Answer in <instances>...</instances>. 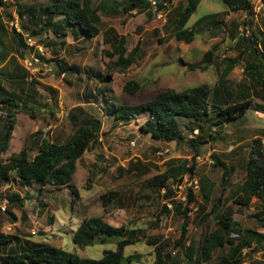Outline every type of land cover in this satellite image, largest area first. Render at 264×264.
Listing matches in <instances>:
<instances>
[{"label": "rangeland", "instance_id": "obj_1", "mask_svg": "<svg viewBox=\"0 0 264 264\" xmlns=\"http://www.w3.org/2000/svg\"><path fill=\"white\" fill-rule=\"evenodd\" d=\"M47 1L20 2L24 7L34 8L33 22L31 16L25 12L18 17L14 0H5L4 7L0 8V21L4 23L5 28V33L0 40V59H3L0 62V71L7 72L11 69L13 71L19 66L24 69L25 65V59L16 53V48L9 38L10 18H7L4 12H7L11 19L16 20L18 25L22 23L29 29H38L39 21H35L37 9ZM249 1L250 9L247 12L229 11L221 0H199L184 25L187 29L195 28L189 42L174 37L173 20L177 17L174 8L178 2L184 3V0H173L170 5L164 6L160 9L162 13L160 17L153 14L147 17L146 11L132 10L127 13L118 11L119 0H92V6L98 9L99 14V32L94 37L75 41L68 35L61 44L60 39L55 38L50 30L42 31L32 37L28 35L41 48L39 53L43 58L46 60L57 58L74 64L81 71V75L58 74L53 61L41 64L38 72L31 78L38 92L35 103L31 108L19 107L16 110L8 147L0 155L4 158L10 153L17 152L24 145L28 148L31 133L37 130L40 131L37 138L44 137L62 142L72 130L67 114L76 107L81 113L100 119L101 134L99 133L98 143L93 148L85 150L77 160L75 172L71 178V184L77 189L79 195L76 199L71 200L72 194L65 187H41L39 194L36 185L20 187L11 172L8 181L0 186V199L15 193L22 200V205L6 204L5 207L10 208L16 219L19 218L20 209H22L23 214L28 215V222L22 225L11 221L9 215L0 209V232L22 233L28 235L32 241L47 242L80 257L97 259L103 250L114 249L115 239L110 238L103 243L94 241L91 245L83 247L76 246L71 241L72 232L79 221L83 217L97 215L111 225L141 228L145 239H153L155 244L169 242L167 250L171 251V242L179 235L181 218L172 210L168 214L160 212L161 205L166 203L162 190L156 192L147 187L146 179L162 173L169 164L185 163L187 166L193 161L195 166L190 177L186 173L181 177L180 183L175 181H169V183L175 199L183 201L186 188L193 185V180L200 181L202 178L209 180L212 187L209 199L204 205V212H207L213 199L220 193L221 168L212 166L210 161L217 159L231 167L228 185L233 186L241 182L244 177L243 163L250 142L261 133V130H264V113L255 110V105H264V91L242 76V60L233 66L225 77L227 85L234 89L237 88L236 82L246 86L249 95H252V102L242 117L222 124L221 127L211 126L210 131L216 133V138L201 144L198 156L193 159L192 150L183 143L156 140L140 131L138 126L146 119L145 114L138 115L127 124H119V122H113L111 116L102 114L103 103L99 102V99L94 101L88 97L83 100L82 94L85 91L94 94V88L102 87L98 78L87 76V74L93 72H98L101 76L110 74V81H107L105 85L109 92L104 98L107 100L109 96L110 101L118 104L141 103L149 100L156 91L166 88L178 91L202 84L210 91L216 87L217 80L222 75L224 59L237 55V50L234 48L235 39L230 37V22L233 21L238 25L235 36L238 37L240 34L246 36L251 31L260 38L258 32L263 31L264 5L260 0ZM152 8L153 6L149 4L147 10L151 11ZM225 10L227 11L225 15L217 17L222 19L218 30L204 22L194 25L197 18L215 12L222 13ZM243 21L248 23V27L242 24ZM113 33L124 35V46L127 51H130L138 42V49L131 55L132 62L124 71L113 64L115 56L111 57L107 54L110 52L109 41ZM23 34L27 33L23 32ZM209 49L212 50V56L209 61L204 62L203 70L188 67V64L200 61L203 53ZM179 59L182 64L178 62ZM47 67H51L52 71L42 73L41 71L43 69L46 71ZM128 80L135 81L140 88L133 93L123 91V84ZM0 83L7 89L12 87L2 78ZM23 86L26 87L27 84ZM46 87L53 88L56 94L51 96ZM0 116H4L1 108ZM179 125V129L186 137H189L191 132L187 130L189 126L187 120L181 121ZM261 143L264 146V136L261 137ZM26 151L30 157L35 149ZM108 190H116L118 195L114 201L103 208L98 196ZM24 192L29 197H24ZM225 193L226 191L222 192V198ZM192 195L195 203L189 212L190 221L186 227V233L187 239L196 245L203 229L212 230L214 222L209 221V217L201 224L194 223L192 218L198 210H193V207L201 204L198 185L197 188L192 187ZM37 201L43 203L39 202L43 206L40 214H38ZM228 204L233 210L231 218L240 228L264 232V227L254 216V213L261 211L260 219L264 220V204H260L253 197L246 206L237 207L230 201ZM219 205L223 210L227 203L223 204L220 201ZM166 207L168 208L169 204ZM153 246L151 242L138 241L125 246L123 256L136 253L138 260L130 264H153ZM225 251L226 247L215 249L211 255V264ZM242 253H245V264H264V245L254 251L245 248Z\"/></svg>", "mask_w": 264, "mask_h": 264}, {"label": "trees", "instance_id": "obj_2", "mask_svg": "<svg viewBox=\"0 0 264 264\" xmlns=\"http://www.w3.org/2000/svg\"><path fill=\"white\" fill-rule=\"evenodd\" d=\"M25 0H14L15 11L18 17L28 13L33 20L35 10L32 6L24 7L20 2ZM158 9L163 8V2L169 0H156ZM229 11H249V0H221ZM199 0H184V3L178 2L174 8L177 17L173 20L175 29L174 37L189 42L192 39L194 27L184 28L186 21L194 11ZM264 4V0H262ZM119 9L121 12L146 11V16H152L147 10L148 0H119ZM0 5H2L0 0ZM115 10V9H114ZM100 12V10H99ZM222 13H211L197 18L195 24L201 22L209 26L220 29L222 19L218 16ZM7 18L10 15L4 12ZM57 17V19H54ZM39 21L38 29L27 28L19 23L18 28L21 32L15 31L10 27V40L13 42L16 53L19 56L25 52L27 46L23 41L22 32L34 36L42 31L50 30L55 38L63 40L70 36L72 40L90 39L99 32V14L98 9L92 6V0H48L37 9V19ZM242 24L248 27V23ZM230 37L235 39L234 48L237 55L233 58L224 59V67L221 76L217 80L215 88L209 89L204 85H197L181 90L166 88L156 91L153 96L144 102L136 104H118L110 101V97L105 100V95L109 89L105 86L110 81V74L101 76L98 72L87 74L98 78L100 88H94L92 94L85 91L82 99L91 97L96 101L103 103L102 114L111 116L113 122L128 123L138 115H146V119L139 124L140 131L147 133L151 138L162 141H175L183 143L188 149L192 150L194 159L199 154V146L207 141L214 140L216 133L210 131L211 126L229 123L242 117L247 108H249L252 99L246 86L236 82L235 87L227 85L226 75L239 61H243L242 76H245L252 85H257L261 91H264V24L263 31L258 32L260 38L251 31L249 35H236L237 23L230 22ZM5 33L4 23L0 21V40ZM124 35L113 33L109 41L111 57L115 56L113 64L116 68L124 71L132 62V53L138 49V42L134 47L127 51ZM1 44V42H0ZM31 49V47H30ZM212 56V50L204 52L200 61L188 64L190 69L198 68L203 70L204 62L209 61ZM3 59H0V62ZM54 62L58 74L81 75V71L74 64H69L62 59H47L46 63ZM18 71H20L18 73ZM0 79L11 85V89L3 87L0 83V108L4 116H0V154L4 153L8 147L11 137V131L14 125V113L19 107L31 108L35 103L38 92L34 86V81L26 80L28 73L21 67H15L12 71H0ZM23 84H27L26 87ZM140 85L135 81L128 80L123 84L122 90L127 93H133ZM51 96L56 91L51 87H46ZM96 94V96H95ZM101 96L99 98V96ZM256 94V92H254ZM259 96V94H258ZM263 98V97H262ZM256 111L264 113V105L257 104ZM78 110V111H77ZM71 125V132L61 142L39 137L40 131L31 133L30 146L24 145L20 150L8 154L6 157L0 155V186L7 182L13 172L15 182L20 187H30L36 185L38 194L41 187L50 186L53 188L65 187L72 194L71 200L78 198V191L71 184V177L75 170V161L82 153L93 148L97 143V135L101 132L100 119L81 113L78 107L67 114ZM187 120L189 137L179 129V123ZM196 130L195 133H192ZM264 136V130L252 138L250 147L243 163L244 177L241 182L228 185L231 167L220 160H211L212 166H219L221 174L219 179V195L211 202V207L204 212L212 183L206 179L198 181L201 204H198L197 212L192 220L194 223L201 224L204 220H213L214 228L210 231L203 229L197 244L187 239L186 227L189 224V212L191 206L195 203L191 188H186L185 200L175 199L170 182H181V177L186 175L190 177L193 173L195 163L192 161L189 165L185 163L171 165L169 164L165 171L157 173L146 179V186L156 192H162L166 203L161 205L160 212L168 214L171 210L174 214L180 216L179 235L171 242V251L167 250L169 242L153 243V239H145L143 230L138 227H126L124 225L114 226L97 215L83 217L76 225L71 235V241L74 245L83 247L91 245L94 241L99 243L107 239H115L113 250H103L97 259L80 257L61 247L51 245L47 242L32 241L28 235L12 232H0V264H130L138 260V255L128 254L123 256V248L138 241L151 242L153 246L154 261L153 264H211V255L215 249L226 247L224 254L217 256L213 264H245L243 248L254 251L264 245V232L252 230L249 228H240L231 218L233 210L228 201L235 203L237 207L246 206L253 197L264 204V146L261 143V137ZM33 146V147H31ZM27 149H35L32 156L29 157ZM171 162V161H170ZM167 164V163H166ZM207 182H205V181ZM226 191L222 198V192ZM24 197H28L26 192ZM118 191L108 190L98 196L101 206L104 208L117 198ZM1 198V197H0ZM6 204L11 206H21L22 200L15 193L5 196ZM220 201L225 205L221 210ZM37 201L38 214L42 213L43 206ZM42 203V202H40ZM5 204V206H6ZM43 204V203H42ZM11 221H15L13 213L9 207L4 210ZM26 216V218H25ZM259 219V223L264 227V220L260 219L261 211L254 213ZM27 215L20 209L19 221L22 225L26 223ZM173 252V253H171ZM250 264V263H248Z\"/></svg>", "mask_w": 264, "mask_h": 264}, {"label": "clouds", "instance_id": "obj_3", "mask_svg": "<svg viewBox=\"0 0 264 264\" xmlns=\"http://www.w3.org/2000/svg\"><path fill=\"white\" fill-rule=\"evenodd\" d=\"M4 2H5V0H1V3H2V5H0V8L2 9L3 7H4ZM155 2H157L156 0H155ZM262 4H263V2H262V0L260 1ZM148 3H149V0H148ZM163 3H165V4H168V5H170V0L168 1V2H163ZM163 5V7L164 6H168V5H164V4H162ZM264 5V4H263ZM158 11H159V13H160V16H161V11H160V9H158L157 8V6L155 7ZM154 16H156L155 15V12L153 11V9H151V11H150ZM17 14V13H16ZM159 16V17H160ZM157 17V16H156ZM10 22H11V24H10ZM8 24H9V26L10 27H12V28H14L15 29V31H17V32H21L20 30H19V28H18V24H17V21L16 20H13V19H11V17H10V19H9V21H8ZM15 24V25H14ZM29 34L27 33V34H23V32H22V36H23V41H24V43H25V45L27 46V48H26V50H25V52L22 54V56L21 57H23L22 59H25V60H28L29 58H30V56H35V57H37V59H38V61H39V63L36 65V67H38V70L40 69V65L41 64H48V63H46L45 62V58H43L42 57V55L39 53V52H41V48L38 46V45H36L35 44V41L31 38V37H29L28 36ZM25 36V37H24ZM27 38H29L30 39V43H28L27 41H26V39ZM30 47H31V49H30ZM26 55V56H25ZM180 60V59H179ZM181 61V60H180ZM24 65V64H23ZM47 68H49L50 70H46V71H44V69L41 71L42 73H44V72H50V71H52V68L51 67H47ZM24 70L28 73V76H27V78H26V80H30L37 72H38V70H37V72L35 73V74H33V75H31V73L29 72V70L26 68V66L24 65ZM61 75H63L62 73H60ZM257 112V111H256ZM134 120V119H133ZM130 121H132V120H130ZM129 121V122H130ZM119 124H127V123H119ZM193 133H195L196 132V130H193L192 131ZM191 135V133L189 134V136ZM98 136H99V134L97 135V141L100 139V138H98ZM80 158V157H79ZM78 158V159H79ZM77 159V160H78ZM76 160V161H77ZM76 161H75V163H76ZM75 168H76V165H75ZM74 172H75V170H74ZM74 174V173H73ZM73 174H72V176H73ZM72 178V177H71ZM194 181L196 182V185H198V181H196V180H193V183H194ZM180 183V182H179ZM170 184V183H169ZM171 186V185H170ZM31 187V186H30ZM23 188H26V187H23ZM172 188V187H171ZM189 188H191V191H192V185L191 186H189ZM197 188V187H196ZM162 192H163V190H162ZM31 193V192H30ZM23 196V195H22ZM29 197V196H28ZM4 199H6L5 197H3L2 199H0V205L2 204V200H4ZM7 200V199H6ZM178 200V199H177ZM184 201V200H183ZM6 204V203H5ZM5 204H4V208H5ZM168 203H166V205H167ZM169 207H170V204H169ZM168 207V208H169ZM4 208H3V210H4ZM191 209H192V207H191ZM196 209V206H194L193 207V210H195ZM2 210V211H3ZM115 226V225H114ZM118 226V225H117ZM178 237V236H177ZM243 249H245V248H243ZM242 249V250H243Z\"/></svg>", "mask_w": 264, "mask_h": 264}, {"label": "built area", "instance_id": "obj_4", "mask_svg": "<svg viewBox=\"0 0 264 264\" xmlns=\"http://www.w3.org/2000/svg\"><path fill=\"white\" fill-rule=\"evenodd\" d=\"M173 0H170V2H172ZM261 1V0H260ZM149 4L153 6V11L155 12V15L157 17L160 16V13L159 11L155 8L156 7V2L155 0H149ZM164 5H168V4H165L163 3ZM11 24V22H10ZM15 25V24H14ZM26 41L28 43H30V39L27 38ZM39 63L37 57L35 56H30V58L28 60H25V66L26 68L29 70V72L31 73V75L35 74L38 70V67H36V65ZM46 70H50L49 68L46 69ZM193 188H196L197 185H196V182L194 181L193 185H192ZM6 203V199L2 200V204L0 205V209L3 210L4 208V204Z\"/></svg>", "mask_w": 264, "mask_h": 264}, {"label": "crops", "instance_id": "obj_5", "mask_svg": "<svg viewBox=\"0 0 264 264\" xmlns=\"http://www.w3.org/2000/svg\"><path fill=\"white\" fill-rule=\"evenodd\" d=\"M78 161H76V163H77ZM76 163H75V165H76ZM74 175V174H73ZM16 191H17V189H15ZM21 195V194H20ZM27 218H28V215H27ZM17 219H18V221H17ZM16 220H15V222H17L18 224H20V221H19V218H17ZM26 221L28 222V220L26 219Z\"/></svg>", "mask_w": 264, "mask_h": 264}, {"label": "water", "instance_id": "obj_6", "mask_svg": "<svg viewBox=\"0 0 264 264\" xmlns=\"http://www.w3.org/2000/svg\"><path fill=\"white\" fill-rule=\"evenodd\" d=\"M178 62H179L180 64H182V62H181L180 60H178Z\"/></svg>", "mask_w": 264, "mask_h": 264}]
</instances>
